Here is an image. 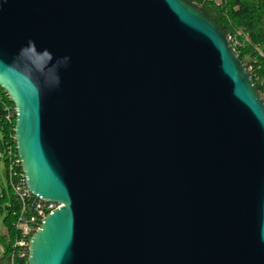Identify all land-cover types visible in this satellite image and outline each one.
Wrapping results in <instances>:
<instances>
[{
	"label": "water",
	"instance_id": "water-1",
	"mask_svg": "<svg viewBox=\"0 0 264 264\" xmlns=\"http://www.w3.org/2000/svg\"><path fill=\"white\" fill-rule=\"evenodd\" d=\"M28 264H264V99L187 0H0Z\"/></svg>",
	"mask_w": 264,
	"mask_h": 264
},
{
	"label": "trees",
	"instance_id": "trees-1",
	"mask_svg": "<svg viewBox=\"0 0 264 264\" xmlns=\"http://www.w3.org/2000/svg\"><path fill=\"white\" fill-rule=\"evenodd\" d=\"M187 1L202 7L228 38L238 42L234 49L253 75L258 91L264 97V0H220L219 3L213 0ZM13 108V103L0 88V145L13 134L14 124L10 126L6 121ZM3 194L0 204L9 199L5 189ZM0 211L6 213L4 222L12 243L16 238L13 220L5 207H0ZM1 243L6 253L0 258V264H9L11 244H7L5 237L1 238ZM21 264H25V261Z\"/></svg>",
	"mask_w": 264,
	"mask_h": 264
},
{
	"label": "built area",
	"instance_id": "built-area-1",
	"mask_svg": "<svg viewBox=\"0 0 264 264\" xmlns=\"http://www.w3.org/2000/svg\"><path fill=\"white\" fill-rule=\"evenodd\" d=\"M215 1V0H213ZM233 47L238 46L235 39L228 38ZM264 99V97H263ZM8 125L14 124L13 134L8 140L0 145V164H4L7 179V187L4 188L8 194L6 209L9 211L13 220V228L16 233L14 242L11 243L8 230L6 229L5 237L7 244H11V255L9 264H21L25 261L28 264L29 248L31 238L40 228L46 216L59 208V205L35 198L26 187L25 175L23 173L21 162L17 154L15 144V124L16 114L15 107L10 109V114L6 117ZM3 189L0 191V202L3 200ZM0 249L2 258L6 253V248L1 243Z\"/></svg>",
	"mask_w": 264,
	"mask_h": 264
},
{
	"label": "rangeland",
	"instance_id": "rangeland-1",
	"mask_svg": "<svg viewBox=\"0 0 264 264\" xmlns=\"http://www.w3.org/2000/svg\"><path fill=\"white\" fill-rule=\"evenodd\" d=\"M215 2L219 3L220 0H215ZM7 179L5 174V167L4 164H0V191H2V188H6L7 186ZM0 207H6L5 203H1ZM6 216L5 212L0 211V237L5 236L6 234V224L4 222V218ZM0 255H1V249H0Z\"/></svg>",
	"mask_w": 264,
	"mask_h": 264
},
{
	"label": "crops",
	"instance_id": "crops-1",
	"mask_svg": "<svg viewBox=\"0 0 264 264\" xmlns=\"http://www.w3.org/2000/svg\"><path fill=\"white\" fill-rule=\"evenodd\" d=\"M2 189H4V188H2Z\"/></svg>",
	"mask_w": 264,
	"mask_h": 264
}]
</instances>
